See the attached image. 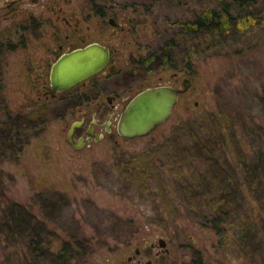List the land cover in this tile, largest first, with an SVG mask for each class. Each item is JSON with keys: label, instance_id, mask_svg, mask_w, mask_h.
Returning a JSON list of instances; mask_svg holds the SVG:
<instances>
[{"label": "rangeland", "instance_id": "374dc122", "mask_svg": "<svg viewBox=\"0 0 264 264\" xmlns=\"http://www.w3.org/2000/svg\"><path fill=\"white\" fill-rule=\"evenodd\" d=\"M93 1L126 7L141 21L135 44L147 54L175 38V22L214 4ZM257 9L264 12V0ZM5 24L0 42L7 40ZM250 35L238 32L233 45L204 52L199 41H177L173 67H152L146 82L170 80L184 68L183 58L189 62L190 71L183 72L194 78V88L167 122L145 137L81 149L67 134L74 120L90 116L93 103L73 113L57 100L39 101L36 75L23 72L24 62L40 60L35 42L1 49L0 215L10 218L12 203L34 214L44 251L29 252L3 236L0 264H61L56 254L71 246L75 256L65 264H264V137L256 128L264 129V28ZM217 162L228 167V183L216 172ZM218 191L227 199L222 210L229 211L223 237L201 225L206 209L215 214L223 205Z\"/></svg>", "mask_w": 264, "mask_h": 264}, {"label": "flooded vegetation", "instance_id": "af4514ba", "mask_svg": "<svg viewBox=\"0 0 264 264\" xmlns=\"http://www.w3.org/2000/svg\"><path fill=\"white\" fill-rule=\"evenodd\" d=\"M75 1L0 0V26L6 23L3 33L7 34V40L0 42V49L19 46L24 49L28 40L35 42L33 55L41 61L24 62L23 72L36 75L32 84L39 101L57 100L65 110L70 108L73 113L81 110L82 103H93L89 117L81 116L70 124V128L77 124L72 134L73 144L69 142L73 148L81 144L76 148L81 149L103 140L118 144L117 137L126 139L117 130L120 114L139 92L155 86L173 87L180 91L176 106L181 97L194 88V78L182 68L173 72L170 80L160 78L162 83L148 85L146 82L152 77L151 68L154 67L151 53H143V46L135 44L137 26L142 22L135 20L126 7L116 10L115 5H98L93 0H86L83 5H75ZM11 36H16V43ZM91 45L108 51L105 67L69 90L52 92L53 64L62 55ZM128 48V55H124L122 50ZM167 72V68L162 69V74Z\"/></svg>", "mask_w": 264, "mask_h": 264}, {"label": "trees", "instance_id": "16d2710c", "mask_svg": "<svg viewBox=\"0 0 264 264\" xmlns=\"http://www.w3.org/2000/svg\"><path fill=\"white\" fill-rule=\"evenodd\" d=\"M173 1L179 2L180 0ZM213 2L212 5L209 4L211 2L203 5L202 9L191 13V16L184 18L183 21L175 22L178 29L177 34L173 35L175 38H169L162 45H157L151 52L150 61L154 67H173L175 49L178 47L177 41L181 42L182 40L186 45H194L199 41L198 45L202 46L201 52L206 49L211 50L212 47L215 48L214 50H219L233 45L235 42L233 36H236L238 32L255 36L254 33L264 28V12L257 9L258 0H214ZM142 9L148 14L147 8L142 7ZM196 38L198 40H195ZM186 60L185 58L182 60L183 67L186 71H190L189 62L187 63ZM256 128L263 138L264 129L260 126ZM225 166L217 162L215 169L218 175L222 177V182L228 183L232 175L229 174V169ZM229 187L230 185H227L228 189ZM216 195L219 196V200H216L223 201V205L218 207V212L215 214L206 209L201 225L213 229L223 237L224 216L229 215V211L227 208L222 210V207H226L227 204L225 194L218 191ZM10 208L12 209L10 218L7 217V214L0 215V242L3 241V236L11 237L10 240L13 243L19 240L22 245H26L29 252H43L44 250L40 246L41 234L37 229L39 223L36 221V216L16 203H12ZM21 214L22 216H19ZM5 229L10 230V235L4 232ZM65 244L67 245V243ZM74 256L75 249L72 246L70 251L64 247L56 254V258L61 264L70 263V259Z\"/></svg>", "mask_w": 264, "mask_h": 264}, {"label": "water", "instance_id": "95a60500", "mask_svg": "<svg viewBox=\"0 0 264 264\" xmlns=\"http://www.w3.org/2000/svg\"><path fill=\"white\" fill-rule=\"evenodd\" d=\"M108 62V51L98 45L73 50L62 55L52 66L50 80L53 91L69 90L100 72ZM180 91L170 86H155L139 92L120 114L117 130L126 139L145 137L170 118ZM73 124L68 131L72 142ZM76 148L81 144L74 145ZM164 246V241L160 240ZM148 262L147 264H150Z\"/></svg>", "mask_w": 264, "mask_h": 264}]
</instances>
